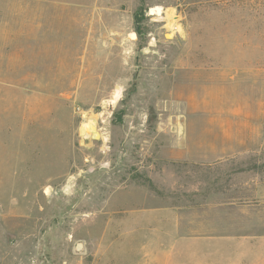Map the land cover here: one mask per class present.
Listing matches in <instances>:
<instances>
[{
    "label": "rangeland",
    "instance_id": "1",
    "mask_svg": "<svg viewBox=\"0 0 264 264\" xmlns=\"http://www.w3.org/2000/svg\"><path fill=\"white\" fill-rule=\"evenodd\" d=\"M1 14L19 36L0 57V264H151L153 246H186L173 264H264V0H0ZM174 92L195 113L235 105L260 147L174 158Z\"/></svg>",
    "mask_w": 264,
    "mask_h": 264
},
{
    "label": "crops",
    "instance_id": "2",
    "mask_svg": "<svg viewBox=\"0 0 264 264\" xmlns=\"http://www.w3.org/2000/svg\"><path fill=\"white\" fill-rule=\"evenodd\" d=\"M14 23V20H6L5 16L1 14L0 57H6L5 53L9 55L7 57L8 59H12L14 57L12 44L19 36V32L17 31L18 29L16 28V25ZM35 23V21L29 22V27H32V32L33 29H36ZM4 66L8 67L6 64ZM0 74H6L2 70V66H0ZM12 74L14 75L15 73ZM31 74L32 73L29 72L30 86L28 87V89L34 90L37 88V82L35 75L33 74L34 76H31ZM177 81L187 82L188 79H177L175 77L174 82ZM5 84L9 85L10 89H21L19 82L13 81L7 82ZM170 97L176 99L175 108L177 110L176 112H178V114L170 117L173 124L169 127L168 131V151L169 154L174 158L180 160H192L204 164L216 162L217 160H220L222 158L224 159V157L233 158L237 155L248 154L250 152L258 150V148L260 147H251L249 145V122L247 121V117L242 116L240 111L236 109L235 105L229 107V109L225 110L224 112L208 110L195 113L190 109L188 104L189 102L184 93L174 92V94H170ZM221 113L223 114L222 118L225 120V123L228 124L220 132V129L217 130L216 124H214L212 120L208 121V117L214 116L215 114L220 115ZM242 123H244L243 127ZM257 140L258 142L261 141L260 136H257L255 138V144ZM208 214L206 215L208 216ZM168 215L169 217L170 215L174 216V214L172 213H168ZM215 215L216 218L219 217V213H216ZM158 216H160L159 213ZM220 216L222 217V213H220ZM180 224L181 223H178V225ZM180 232L183 235L188 234L186 227H184V230ZM215 232L219 233V226L215 225L214 223L212 226L206 227V229L203 230V234L213 235L215 234ZM140 247V251L142 254L144 252L143 250H145V246L144 249L142 248L143 246ZM178 247L182 248L186 246H153L154 260L151 264H173L171 254L177 252ZM143 258L144 255L142 257L143 261H140V263L138 264H150L146 261L144 262Z\"/></svg>",
    "mask_w": 264,
    "mask_h": 264
},
{
    "label": "trees",
    "instance_id": "3",
    "mask_svg": "<svg viewBox=\"0 0 264 264\" xmlns=\"http://www.w3.org/2000/svg\"><path fill=\"white\" fill-rule=\"evenodd\" d=\"M135 20H136V23H139V14H135ZM137 34L140 36V32H139V30L137 29Z\"/></svg>",
    "mask_w": 264,
    "mask_h": 264
}]
</instances>
